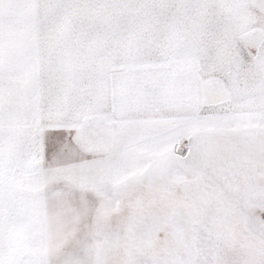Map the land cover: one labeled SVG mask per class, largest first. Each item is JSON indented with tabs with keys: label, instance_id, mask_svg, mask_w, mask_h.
Instances as JSON below:
<instances>
[{
	"label": "snow or ice",
	"instance_id": "obj_1",
	"mask_svg": "<svg viewBox=\"0 0 264 264\" xmlns=\"http://www.w3.org/2000/svg\"><path fill=\"white\" fill-rule=\"evenodd\" d=\"M0 264H264V0H0Z\"/></svg>",
	"mask_w": 264,
	"mask_h": 264
}]
</instances>
